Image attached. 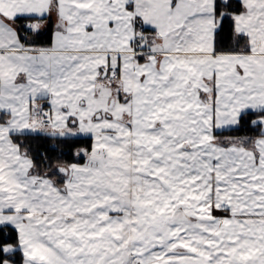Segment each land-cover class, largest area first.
<instances>
[{
	"label": "snow or ice",
	"instance_id": "snow-or-ice-1",
	"mask_svg": "<svg viewBox=\"0 0 264 264\" xmlns=\"http://www.w3.org/2000/svg\"><path fill=\"white\" fill-rule=\"evenodd\" d=\"M5 228L0 264H264V0H0Z\"/></svg>",
	"mask_w": 264,
	"mask_h": 264
},
{
	"label": "trees",
	"instance_id": "trees-1",
	"mask_svg": "<svg viewBox=\"0 0 264 264\" xmlns=\"http://www.w3.org/2000/svg\"><path fill=\"white\" fill-rule=\"evenodd\" d=\"M53 27H49L47 32L40 37L36 38V43L41 45H46L50 42L51 34H52ZM223 41L227 45H231L233 41L231 40L227 30L222 34ZM247 119V118H246ZM258 132L253 130L249 124L243 123L241 124L240 128L231 129L228 131H224L222 133L223 136L227 137H245V136H255ZM27 143L33 149L34 154L36 153H46L52 160H56L57 158L74 162L75 159L71 155H67L68 148L66 145L61 144L59 141L52 140L46 137H30ZM87 140H80L75 144V147H86L88 146ZM64 153L65 155H62ZM8 240V242H14L15 240V233L10 228H5L0 231V241ZM13 259L16 261V264H22V255L17 253Z\"/></svg>",
	"mask_w": 264,
	"mask_h": 264
},
{
	"label": "crops",
	"instance_id": "crops-1",
	"mask_svg": "<svg viewBox=\"0 0 264 264\" xmlns=\"http://www.w3.org/2000/svg\"><path fill=\"white\" fill-rule=\"evenodd\" d=\"M51 26H52V27L54 26V17H53L52 22H50L48 25L45 26L44 29L41 30V34H40V35H38V36H33L32 38L36 41V38L42 36L43 34H45V33L47 32V30L49 29V27H51ZM224 131H228V130H218L217 135H219V136H221V137H227V136H223V135H222V133H223Z\"/></svg>",
	"mask_w": 264,
	"mask_h": 264
},
{
	"label": "rangeland",
	"instance_id": "rangeland-1",
	"mask_svg": "<svg viewBox=\"0 0 264 264\" xmlns=\"http://www.w3.org/2000/svg\"><path fill=\"white\" fill-rule=\"evenodd\" d=\"M78 159V158H77Z\"/></svg>",
	"mask_w": 264,
	"mask_h": 264
}]
</instances>
